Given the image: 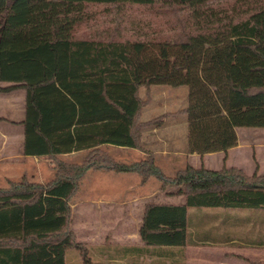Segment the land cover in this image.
<instances>
[{"label": "trees", "instance_id": "obj_1", "mask_svg": "<svg viewBox=\"0 0 264 264\" xmlns=\"http://www.w3.org/2000/svg\"><path fill=\"white\" fill-rule=\"evenodd\" d=\"M136 5L163 17L165 32L75 35L88 5ZM0 91L25 90L23 153L53 159V177L22 175L0 188V264L88 259L69 227L70 201L90 168L135 172L174 186L183 202H147L138 235L150 246L187 242L188 208L264 210V173L186 164L168 176L145 159L116 161L103 145L141 148V129L186 115L188 153L237 145V127L264 128V0H0ZM186 85V106L140 121V89ZM86 151L79 162L59 155Z\"/></svg>", "mask_w": 264, "mask_h": 264}, {"label": "rangeland", "instance_id": "obj_2", "mask_svg": "<svg viewBox=\"0 0 264 264\" xmlns=\"http://www.w3.org/2000/svg\"><path fill=\"white\" fill-rule=\"evenodd\" d=\"M166 24L163 22V17L155 14L150 8H145L136 5H126L121 8L106 6L102 4L88 5L85 10V19L75 27V35H95L100 33L102 37H107L108 31L112 33L115 29H120L122 37L119 38H134L138 37L140 31L155 35L158 32H165ZM141 96H145L146 91H149L150 101L143 107L141 118L148 119L160 115L167 111H173L186 106L188 102V87L186 85L172 87L162 84L150 85L149 89L145 87L140 89ZM163 126L160 127V133L165 137V144L160 146L167 150L182 151L187 147V117L186 115L171 116L164 119ZM148 129V128H147ZM236 133L243 144L241 149H238L232 157L243 165L242 169L247 174L256 172L257 174L264 173V128L259 127H237ZM116 160L131 162L139 160V154L134 151H118L108 149ZM83 157V156H82ZM166 157H178L173 160L171 165H167L164 160ZM80 157L72 160L79 161ZM182 156H160L158 155L157 163L168 176H173L176 169L184 166ZM209 166L213 169L220 168V161L214 156L207 159ZM41 163L44 165L43 176L35 173L30 169L29 165L15 164L12 167V174H16L19 180L26 171L27 178L32 180H48L52 177L53 171L50 168V163L47 158H42ZM7 168L6 162L0 163V188H8L9 184L1 176V173ZM109 176H102L99 179L101 189H92L86 193L88 199L97 197L98 195L111 197L112 202L96 203L89 201L80 203L79 207L71 208V217L69 227L75 233L77 240L85 248V254L88 259H85L81 253L74 248L68 249L65 254V264H142L141 260L143 249L149 251L150 246L142 244L138 239L137 243L124 240L118 234V231H107V228L121 226L117 223L118 219L131 217L132 222L130 227L137 223L140 217L145 202H164V203H179L183 202V196L172 194L176 190L174 186H166L160 189V185L155 178H150L145 184H140L139 176L136 173H131L135 181L129 180L126 188L119 191L118 180L114 178L116 173L111 171ZM88 177V176H87ZM85 177L82 181L84 186L80 188L77 198L85 192V187L88 186V178ZM157 188L155 194L153 189ZM148 194V195H147ZM135 197L133 202L130 201ZM90 199V200H94ZM125 200L124 204H117L116 201ZM74 204V200L72 202ZM104 206V207H103ZM192 209L197 208H189ZM122 222V220H119ZM96 233V234H95ZM98 233V234H97ZM113 233V234H110ZM116 233V234H114ZM94 234L96 236H94ZM88 236H93L88 239ZM122 252L126 253V256ZM105 254V258H102ZM101 254V255H97ZM147 260L148 257H146ZM149 264V263H147Z\"/></svg>", "mask_w": 264, "mask_h": 264}, {"label": "crops", "instance_id": "obj_3", "mask_svg": "<svg viewBox=\"0 0 264 264\" xmlns=\"http://www.w3.org/2000/svg\"><path fill=\"white\" fill-rule=\"evenodd\" d=\"M6 83H0V86H5ZM147 93V92H146ZM141 96V91H140ZM143 97V96H141ZM144 97H147L145 94ZM150 101L148 94L147 105ZM144 105V106H145ZM143 106V107H144ZM182 108V107H181ZM180 109V108H178ZM143 110V108H142ZM140 112V121H147L148 119H142ZM177 110V109H176ZM174 111V110H173ZM170 112V111H167ZM25 113V90L22 87H17L9 91H0V163L6 162L7 168L1 173V176L7 182L9 179L17 180L16 174H12V167L15 164L29 165L30 169L35 173L43 176L44 165L41 163L42 158H47L50 163V168L54 174L53 159L48 156H32L25 155L23 153V140H24V119ZM166 113V112H164ZM163 114V113H162ZM158 116V115H157ZM175 116L170 115L168 117ZM158 125L148 126L141 129V148H131L115 145H103L107 151L108 149H115L118 151H134L139 154V160L145 159L148 155L152 154L154 162L157 166L158 155L160 156H182V162L190 164L192 166H199L203 164L206 168L213 169L209 165L207 159L209 157H216L220 161L221 167L235 166L244 169L243 165L234 159L232 155L238 149H241L239 138L236 146H233L227 150L226 158L223 160L224 153L222 151L206 153L200 156L197 153H188L186 149L182 151H171L165 147L160 146L165 144V137L160 133L159 129L164 124V119ZM153 118V117H152ZM148 128V129H147ZM238 137V135H237ZM187 148V147H186ZM86 151H73L70 153L61 154L58 158L66 162H79L84 156ZM109 152V151H108ZM112 156V154L109 152ZM80 157L79 161L72 160ZM113 157V156H112ZM114 158V157H113ZM178 157H166L164 160L167 165H172L173 160ZM116 160V158H114ZM119 161V160H116ZM138 161V160H135ZM125 162V161H119ZM134 162V161H131ZM130 163V162H125ZM182 166V167H184ZM161 168V166H159ZM180 167V168H182ZM220 167V168H221ZM216 168V169H220ZM162 169V168H161ZM179 169V168H178ZM163 170V169H162ZM177 170V169H176ZM112 170L108 169H94L90 168L86 171L84 177L80 180L78 190L70 201L71 208L79 207L80 203H86L93 201L96 203L108 204L112 202L111 197L102 196L101 194L90 199L86 193H89L92 189H101L102 183L98 178L102 176H109ZM114 172V171H113ZM164 172V171H163ZM114 178L118 180L119 191L126 188L129 180L135 181L131 173L135 172H115ZM166 173V172H165ZM253 173V172H252ZM137 174V173H136ZM22 175H26V171H23ZM89 178H88V177ZM139 176V175H138ZM53 177V175H52ZM51 177V178H52ZM88 178V186L85 187V192L80 197H76L84 178ZM50 178V179H51ZM150 179V178H149ZM148 179V180H149ZM49 180V179H48ZM140 180V177H139ZM147 180V181H148ZM39 181V180H35ZM47 180H40L39 182H45ZM141 182L140 184H145ZM157 188H154L152 193L155 194ZM148 195V194H147ZM74 200V204L72 203ZM135 200V197L130 199L131 202ZM151 202V201H148ZM121 205L125 203L124 199L116 201ZM147 202H145L146 204ZM144 204V205H145ZM104 207V206H103ZM193 208V207H190ZM119 220H122L120 222ZM132 222L131 217H125L117 220V223L121 226L114 228H107L108 232L113 230L118 231V234L122 239L133 241L137 243V239L141 242L138 235V228L140 224V217L137 223L132 227L129 224ZM129 223V224H127ZM187 242L183 246L169 247L159 246L151 247L140 251L144 258H142V264H264V210L255 209H232V208H211L201 207L197 209L188 208L187 216ZM96 234V233H95ZM94 234V236H96ZM98 234V233H97ZM113 234V233H110ZM116 234V233H114ZM93 236H88V239H92ZM142 243V242H141ZM143 244V243H142ZM126 256L125 252H122ZM101 255V254H97ZM102 258H105V254L102 253ZM148 257L149 260L146 259Z\"/></svg>", "mask_w": 264, "mask_h": 264}]
</instances>
